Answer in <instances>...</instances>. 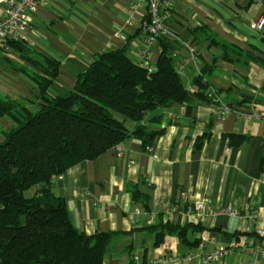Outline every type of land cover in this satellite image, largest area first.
Here are the masks:
<instances>
[{"label": "crops", "instance_id": "0c3cea01", "mask_svg": "<svg viewBox=\"0 0 264 264\" xmlns=\"http://www.w3.org/2000/svg\"><path fill=\"white\" fill-rule=\"evenodd\" d=\"M4 16L5 6L0 5V19ZM144 16L145 8L133 7L132 0H44L30 20L28 41L35 60L45 63L46 55L60 62L48 92L69 93L99 54L117 49L135 63L148 50V63L155 69L160 44L146 43ZM262 17L264 2L257 0H178L166 37L175 66L192 91L206 69L212 101L193 98L157 108L143 122L160 132L148 149L129 137L54 180L52 191L66 202L79 231L114 233L108 263L264 264V237L258 235L264 226V172L259 166L264 119L257 116L264 104L256 102L264 101V29L255 27ZM193 46L199 50L196 56ZM225 47L258 61L223 59ZM33 71L40 72L0 40V99L37 111L39 87L30 76ZM15 125L10 116L0 118V141ZM126 125L132 130L138 122L128 125L127 120ZM231 134L244 141L231 144ZM135 190L147 196V208L133 199ZM196 204L210 210L191 211ZM159 224L191 228L186 241L165 232L157 244L153 228ZM232 241L236 248L225 258L205 260Z\"/></svg>", "mask_w": 264, "mask_h": 264}, {"label": "trees", "instance_id": "16d2710c", "mask_svg": "<svg viewBox=\"0 0 264 264\" xmlns=\"http://www.w3.org/2000/svg\"><path fill=\"white\" fill-rule=\"evenodd\" d=\"M158 42L155 69L133 62L124 49L101 53L78 77L73 90L53 96L48 89L58 76L60 62L46 55H42L45 63L35 60L28 41H5L40 72L30 75L39 87L37 111L0 99V118L10 116L16 123L0 141V264H111L106 257L114 233L79 231L52 185L72 167L98 158L129 137L140 139L148 149L160 132L143 122L157 108L189 103L193 98L212 101V86L204 79L206 69L195 79L192 91L175 66L170 41L160 37ZM223 59L258 61L250 53L243 57L242 51L229 48ZM256 102L264 104L261 99ZM127 120L138 125L131 130ZM228 137L231 144L244 141L241 135ZM259 166L264 172V157ZM133 199L147 208L148 198L141 191H133ZM189 228L190 224H159L153 230L158 244L165 232H175L186 241Z\"/></svg>", "mask_w": 264, "mask_h": 264}, {"label": "built area", "instance_id": "2783aa9c", "mask_svg": "<svg viewBox=\"0 0 264 264\" xmlns=\"http://www.w3.org/2000/svg\"><path fill=\"white\" fill-rule=\"evenodd\" d=\"M44 0H0V5L5 6V16L0 19V40L8 41H28V29L30 20L37 14ZM264 2V0H257ZM178 0H132L133 7H144L145 16L141 26L142 34L145 36L146 43L151 44L158 41L160 37H167L169 29L167 23L173 13ZM256 29H264V17L260 18L255 25ZM29 42V41H28ZM191 53L196 56L199 50L196 46L190 48ZM175 55V54H174ZM140 65L151 70L153 68L148 63V50H143ZM181 72V71H180ZM210 97H214V90L209 93ZM261 119H264V111L257 113ZM191 211L208 212L203 204H196ZM140 212V211H138ZM258 235L264 237V226L259 229ZM236 242L232 241L228 249H217L205 256L206 261H212L216 258H225L232 250L236 248ZM260 254L264 257V250ZM149 264H161V261H150Z\"/></svg>", "mask_w": 264, "mask_h": 264}, {"label": "rangeland", "instance_id": "374dc122", "mask_svg": "<svg viewBox=\"0 0 264 264\" xmlns=\"http://www.w3.org/2000/svg\"><path fill=\"white\" fill-rule=\"evenodd\" d=\"M130 123H132V121L131 120H128V125H130Z\"/></svg>", "mask_w": 264, "mask_h": 264}]
</instances>
